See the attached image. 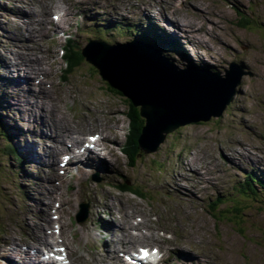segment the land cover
Returning <instances> with one entry per match:
<instances>
[{
	"label": "rangeland",
	"instance_id": "rangeland-1",
	"mask_svg": "<svg viewBox=\"0 0 264 264\" xmlns=\"http://www.w3.org/2000/svg\"><path fill=\"white\" fill-rule=\"evenodd\" d=\"M55 1L0 0V101L3 103L0 114L9 131L15 133L13 147L23 155L20 154L22 161L9 155L5 149L7 144L0 138V239L13 235L11 227L16 240H32L21 217L28 211V216L41 225L37 219L40 212L36 196H39V205L48 213V222L56 217L58 208H63L62 214L69 226L67 234L78 264L90 263L93 254L101 256L104 250L112 254L115 250L131 251L117 243L121 233L115 236L104 230L105 223L114 217L112 208L118 219L124 215V208L129 211L135 208L145 216L148 214L151 223L162 228L159 237L166 244L154 238L150 243L164 254L160 264H264V206L257 201L253 206H242L238 214L231 211L232 205L238 206L234 203L237 198L234 191L243 182L244 173L250 170L251 164L264 167V0H96L90 4L92 16H96L92 18L86 17L90 5L84 10L74 0H58L66 9L55 21L57 28L44 35L32 34L31 38L32 27L26 24L23 13L36 10L44 15L41 2L50 6ZM50 11L52 18L58 14L53 9ZM191 13L196 23L185 25L184 18ZM145 14L148 20L143 19ZM132 16L143 19L139 29L151 22L159 30L177 37L192 62L201 65L208 75L225 77L232 63L243 67L245 72L237 94L221 116L201 124L180 126L167 135L156 152H142L133 166L123 150L125 131L132 125L128 101L108 89L97 69L87 62H78L76 71L66 81L61 57L66 36L73 31L77 20L119 19L124 24H138L136 17L129 19ZM242 18L249 21L244 26L240 23ZM103 37L110 43L116 42L107 35ZM25 41L40 45L47 57L51 56L50 49L56 50L55 79L51 87L65 86L68 98L60 104L63 112L75 120L80 118L78 112L86 114L87 123H79L83 129L104 127L116 132L117 140H101L103 148L99 156L101 161L107 159L108 168L99 165L98 169L82 170V160L70 161L60 170L55 164L51 170L44 164L51 156V142L41 132H48L50 128L41 126V116L32 108L35 105L32 89L21 85L11 66L6 70L8 64L19 62L26 55L25 50L30 46ZM162 54L168 56L165 51ZM173 55L187 63V55L181 52ZM32 152L41 160H36ZM92 178L101 179L100 183ZM89 182L93 184L91 187ZM119 184L138 189L142 197L121 191ZM218 194L225 199L215 205ZM239 195V202L251 200L250 193L244 189ZM93 196L100 203L95 204ZM69 198H74V208L61 203ZM176 200L185 203H176ZM26 203L32 209L26 210ZM82 204L87 205L86 220L78 222ZM1 261L4 258L0 260L3 264Z\"/></svg>",
	"mask_w": 264,
	"mask_h": 264
},
{
	"label": "bare ground",
	"instance_id": "bare-ground-1",
	"mask_svg": "<svg viewBox=\"0 0 264 264\" xmlns=\"http://www.w3.org/2000/svg\"><path fill=\"white\" fill-rule=\"evenodd\" d=\"M95 1L96 0H74V3H76V5H79L81 9L86 10L87 5H90V4L93 5L95 4ZM65 4H67V2H65ZM41 5H42V12L45 13L44 15L42 13L41 14L37 13L36 10L30 12L29 14H27L26 12L23 13L24 15L23 18L26 19V24H30L32 27L29 33V36L31 38H32V34L44 35L52 31L53 29L57 28V25H55V22L53 18L51 17L52 15L51 13L52 11H50L51 9H53L55 13L62 12L63 13L62 15H64V10L66 9L65 5L60 4L58 0L55 1L54 5L49 6L47 2H41ZM91 5L90 7H88L90 9L86 17H91L93 14L91 13V8H92ZM46 8H49V10L46 11ZM132 17H129V19L132 20L136 16L135 17L132 16ZM124 19H127V16ZM143 19L148 20L149 18L145 14ZM143 19L136 17V21L138 24H136L135 22L131 23L130 25H126L122 23L119 28H116L115 25H112L110 26L109 31L116 33L118 36V37L116 36V41H119V40H124L121 37L125 33L126 28H128V30L130 31L129 36L131 37L132 42H137L142 45H149L153 49H155L159 54H161V48L159 45L155 46L152 43H149V42L147 43L141 39L135 38L137 33L141 34L142 31L149 32L147 30L148 24L143 29L138 28L142 24ZM194 19H195V15L192 13H191V16L189 15V17L185 16L184 18L185 25H189V26L195 25L196 21ZM180 21L181 20H179V22ZM117 22H119V19L117 20ZM30 25L28 27H30ZM156 38L158 40H164V43H163L164 46H168L171 51L177 52V50H180L179 46H176L175 44L174 45L171 44L173 40L175 41L176 37L168 35V32L164 31L161 33L160 36ZM103 43L109 46H114L107 40H104ZM25 44L26 46H30V48L28 47L25 50L26 55H23L22 57H20L19 62L16 61L14 64H8L6 70L8 71L11 66V70L13 72L15 71V75L19 79L17 80L21 83V85L28 86L32 89L31 94L35 97L33 98L35 101V105L32 108H35L34 112H36L37 114L41 116L39 118L41 120V126L45 124L47 127L50 128V131L48 132L40 131L43 134V136L45 138H49L51 142V149H50L51 156L50 158L47 159V161L44 162L46 167H49L48 169L51 170V168H53L56 165L58 169L60 170L62 166L61 164L64 163L71 155L70 157H71L72 162L73 161L78 162L82 160L81 161L82 170L84 169L94 170L100 167L108 168V165L105 162L107 159L104 158V160L101 161L100 156H99V151L102 152V148H103L102 147L103 144L101 140L102 139H106L108 141L117 140V137L115 134L116 132H109V130H106L104 127H102L101 130L95 129V128L83 129L79 123L83 121L87 123L88 116H86V114L82 112H78L80 114V118L76 120L70 119L67 116V114H65L63 110L60 108L61 102H64L68 98L65 95V91H64L65 86L56 85L54 88L51 87L52 86L51 83L55 79L53 65L57 61L56 50L50 49L49 54L51 56L47 57L46 56L47 53L43 52L40 45L34 46L35 44L33 43L34 45H32L29 41L28 42L25 41ZM118 45H123V44L118 43ZM165 50L168 51L167 49ZM16 55H18V53H16ZM203 67H205V65H203ZM75 69L76 68L73 67L68 71L66 81L68 77L76 71ZM33 86H34V89H33ZM37 98H39V102H37ZM9 99L10 98L8 97V106H9ZM80 101L81 100H79V102ZM67 102L68 100L65 102L64 104L65 106L67 105ZM112 111L114 113V116H117L116 108L115 109L113 108ZM139 112H140V109H139ZM205 121L206 120H200L197 122H192L191 124H194V123L201 124ZM73 124H76L77 126ZM130 126L132 127L131 124ZM130 126H128L127 130L125 131V143L123 145L124 149L129 143L128 136H130L131 133L128 135V132L131 130ZM162 143H164V141ZM161 144L159 145V147L161 146ZM159 147L154 152H156L159 149ZM75 148L79 149V151L75 150ZM46 151H48L47 148H46ZM32 156L36 160H39V161L41 160V158L35 155V152H32ZM63 157H67V159L63 160L62 159ZM43 161L44 160L42 159V162ZM192 161L193 160L190 161V164H192ZM99 165L100 167L97 168V166ZM91 185L93 184L90 183V185L88 186L91 187ZM119 185L121 186V184ZM121 191L125 192L128 190L121 189ZM106 193L109 194L111 192H106ZM38 197L36 196L37 201H38L37 208L40 214L38 215L37 219H40V221L42 220L41 225H37L35 223L36 220L34 221L33 217L28 216L29 215L28 211H27V214L23 213V216L21 217L22 223L26 225L27 229H29L30 233L28 235L30 237L32 236L33 238L32 240H29L27 238H25L24 240L22 239L16 240L15 237H12L15 232L13 228L10 227L13 235L11 237L0 239V256H1L0 260L4 258V261H1V262L3 264H7L9 261L12 262L11 264H78L76 259L74 258V253L76 252L73 249V243L69 240V236L67 234V231L69 230V226L67 225L65 217L62 214L63 208L62 207L61 209L58 208L56 212V217L52 218V220L48 222V213L44 211L43 206L39 205L41 202L38 200L39 199ZM113 197L116 198L115 195H113ZM96 198L95 196H93L92 201L95 204L100 203ZM126 198L127 197L125 198L120 197L121 200H126ZM185 200L186 199H184V201ZM263 200L264 199H261L260 197L258 198V201L261 204ZM184 201L176 200V203H185ZM234 201H236V199ZM61 203L66 204V206H68V208L70 209L75 207L74 198H69L65 201H62ZM107 203L109 204V202L106 201L105 204ZM134 204L138 208H140L141 206L138 202L137 203L134 202ZM51 205L52 204H50L48 207H50ZM216 208L218 207L216 206ZM25 209L26 210L32 209V205H30L29 203H26ZM112 210H113L112 215L114 217L110 222L105 223L106 229L104 230H106L108 234H113L115 236H117L118 233L119 234L121 233L120 236L117 238V243L123 244L126 250H131V253L132 252L138 253L139 247H143V246L150 247L151 246L150 243H151V240H153V238L155 241H158V239H160L161 243L166 244L165 239L163 238L161 239L159 237V231L162 228H160V226H158L157 224L156 225L152 224L151 218L148 214H146L145 216L140 210H135V208H132L131 211H129L127 208H124L123 209L124 215L122 216L121 219H118L116 212H114L115 208H112ZM171 242H174V241L171 240ZM106 245L108 246V244ZM43 247L47 249L49 248L50 251L53 254H55V256H57V258L52 260V262H49L51 260L49 259L48 256H45V252H43ZM104 251L101 252V256L93 254L91 256V262L86 263V264H126V262L129 261V259L127 258V255L125 256L124 253H120L118 250H115L116 252L114 251L113 254L109 250H104ZM114 254H116V256H114ZM152 261H155V259H152ZM135 264H144V263L142 260H137Z\"/></svg>",
	"mask_w": 264,
	"mask_h": 264
},
{
	"label": "water",
	"instance_id": "water-1",
	"mask_svg": "<svg viewBox=\"0 0 264 264\" xmlns=\"http://www.w3.org/2000/svg\"><path fill=\"white\" fill-rule=\"evenodd\" d=\"M83 56L97 67L108 89L140 109L145 125L139 144L147 153L178 127L221 116L245 74L234 63L225 77L180 68L137 42L109 46L93 41Z\"/></svg>",
	"mask_w": 264,
	"mask_h": 264
},
{
	"label": "trees",
	"instance_id": "trees-1",
	"mask_svg": "<svg viewBox=\"0 0 264 264\" xmlns=\"http://www.w3.org/2000/svg\"><path fill=\"white\" fill-rule=\"evenodd\" d=\"M249 21L246 19H241L240 20V23L241 25H245L247 24ZM101 23V22H100ZM119 25L116 26V28H118ZM155 30L152 29V31H149V32H144L142 31L141 34L140 33H137L135 38L137 39H141L143 40L144 42H149V43H152L153 45L155 46H158L159 43L158 41L155 42V40H153L154 38L153 37H158L160 36L159 34H155ZM160 42V41H159ZM172 45H174V43L172 42L171 43ZM160 46V45H159ZM161 48V46H160ZM162 50V48H161ZM68 61H69V64L73 67H76L77 63L79 62V64H81V62H84V58L82 57L81 53H80V48L77 47L75 45V42H72V44L69 45V49H68ZM194 66V64H192ZM110 89V88H109ZM112 92H115L117 93L115 90H112L110 89ZM130 107H129V113H128V117L132 123V130H130L129 134L131 133L130 136H128V140L130 139L131 143L128 144L125 148V152L127 153L128 157L130 158V163L132 164V166L134 165V163L136 164L137 161H138V158L139 156L141 155V147H140V144H139V138H140V135H141V132H142V129L145 125V121L143 119V117L140 115V112H139V109L137 108H134L130 103H129ZM131 110V111H130ZM1 121V119H0ZM3 135L5 136V138H8V140L11 139L12 135L10 136V133H3ZM7 148H8V151L10 152V154H12L13 156L17 157V151L10 145H7ZM255 178H257V175H255L253 173V175H249L247 176L246 178V181H245V186H247V188L251 191V192H254V183L256 182L255 181ZM125 190H129L130 192L132 193H137L139 194L138 190L135 188V189H130L129 186L127 187L125 184H123V187ZM235 207V205H234ZM236 214L239 213V209H237L235 211ZM237 215H235L236 217Z\"/></svg>",
	"mask_w": 264,
	"mask_h": 264
}]
</instances>
